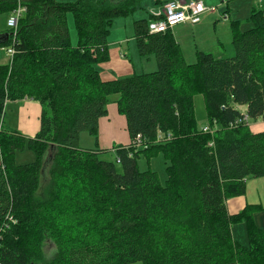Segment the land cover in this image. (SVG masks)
Instances as JSON below:
<instances>
[{"label":"trees","instance_id":"obj_1","mask_svg":"<svg viewBox=\"0 0 264 264\" xmlns=\"http://www.w3.org/2000/svg\"><path fill=\"white\" fill-rule=\"evenodd\" d=\"M143 1L0 0V14L18 17L0 31L8 57L0 64V264H264L256 217L264 204L233 212L227 202L264 177V129L250 123L264 120V0H246L243 28L231 5L239 0H227L234 53L197 49L192 63L175 26L151 31L166 2L153 0L162 12L136 19L134 37L158 68L109 75L114 21ZM112 94L131 137L115 146L117 160L102 158L110 149L99 146ZM198 94L208 130L198 124ZM22 100L42 105L34 136L5 127L7 103ZM84 132L97 146H81ZM138 137L144 145L133 146ZM27 148L35 160L19 163ZM160 153L165 181L139 167ZM237 223L247 243L236 238Z\"/></svg>","mask_w":264,"mask_h":264},{"label":"rangeland","instance_id":"obj_2","mask_svg":"<svg viewBox=\"0 0 264 264\" xmlns=\"http://www.w3.org/2000/svg\"><path fill=\"white\" fill-rule=\"evenodd\" d=\"M65 1V0H61ZM69 1V0H68ZM190 1V0H189ZM226 1H215L214 3H210V0H205L206 5L215 7V10H211L202 14V21L196 25L190 23H180L177 24L174 28L175 33H179V40L183 46L185 51V58L188 62H195L197 59L196 50H205L211 52L215 57H227L231 56L234 53V46L232 44V32H231V24L229 20H226L222 16L224 15V9L226 8ZM232 6L238 9L237 17L240 18V15L245 13V9L251 5V3L247 6L246 0H239L235 5L231 2ZM162 12V8L157 6L153 0H145L142 2V6L139 7L134 14L125 17H118L115 19L114 24L111 28V33L109 36V47L111 51V62L114 61L115 56L112 55V49L118 47L120 53H125L128 55L127 59L129 62H135V70L137 72H150L154 71L158 68L157 61L155 55L140 56L136 46L135 40V26L134 21L139 18L149 17L152 13H160ZM234 15V13H233ZM9 14H0V31H4L10 26L8 25ZM233 19V18H232ZM242 20V28L246 26V19ZM70 29L72 31V38L77 40V30L74 25L73 15H69ZM118 38H125L124 41L119 40ZM130 40V42H128ZM75 41L74 44H76ZM122 43V46L120 45ZM129 43V44H128ZM6 51L3 48H0V64L8 61V57L6 55ZM134 69V66L132 64ZM134 74V71L130 73H124L121 76ZM120 94H112L110 96V102L108 104V108L110 114L105 116L104 124L111 123L114 126V129H110L107 125L102 127L100 137L102 139L99 141V146H103L102 144H109L110 150L105 151L101 154V157L108 160H117L116 149L113 148L120 142H125V140L129 137L130 133L127 126V119L124 114H121L117 110V100L119 99ZM23 101H10L6 105V113H5V127L14 128L24 133L20 125L27 126L28 124L20 123V115L21 108L23 106ZM39 103V102H38ZM40 104V114L39 121L41 122L40 115L42 112V105ZM196 104V112H197V120L199 126L204 128L208 124L207 112L205 107V100L203 94H198L195 97ZM264 121V120H261ZM252 129L254 131H259V129L255 125V121L251 119ZM40 127L35 131L34 134H27V136H34ZM26 134V133H24ZM123 137H127L125 140ZM115 140H117V144L115 145ZM115 145V146H114ZM81 146L83 147H95L96 140L95 138L87 132L81 134ZM104 147H106L104 145ZM19 163H26L35 160L36 155L35 152L30 149H25L23 151L18 152ZM49 156V154H48ZM2 162L1 152H0V163ZM118 164L119 169H121L120 164ZM47 164H45V171H47ZM139 167L142 170L147 168L154 169L158 171L160 178L162 181L166 179L165 172V159L162 156V153L148 160L146 157L142 156L139 159ZM44 171V172H45ZM255 180L254 182H250L247 188L248 200H254L255 198L264 204V177L253 178L251 177L249 181ZM257 222L264 228V211L260 212L256 215ZM234 234L236 238L243 243L248 242L247 231L244 223H237L234 226ZM54 247L49 244L47 247L49 255H51L54 251ZM139 264V263H134Z\"/></svg>","mask_w":264,"mask_h":264},{"label":"crops","instance_id":"obj_3","mask_svg":"<svg viewBox=\"0 0 264 264\" xmlns=\"http://www.w3.org/2000/svg\"><path fill=\"white\" fill-rule=\"evenodd\" d=\"M215 1H222V0H210V3H214ZM205 2V0H204ZM206 3V2H205ZM175 29V28H174ZM176 36L179 37V33H176ZM121 41H124L125 38H118ZM74 40V39H73ZM76 41V40H74ZM128 42H130V40H128ZM129 44V43H128ZM122 46V43L120 44ZM112 55L115 56L114 61H110L103 69L104 71H106V73H108L109 75H116V76H121L124 73H130L133 70H135V62H132L134 69L132 67L131 62H129L127 60L128 55L125 53H120V50L118 47L112 49ZM23 101V106L21 108V115H20V123H25L28 124L27 126L25 125H20L19 128H21V130L26 133L25 135L29 134H34L35 131H37V129L40 127V121H39V114H40V104L38 102L35 101H30V100H22ZM110 114V111H109ZM105 119L102 118L101 119V130L102 127L107 125L110 129H114L113 124L111 123V121H109V123L104 124ZM255 125L259 128V129H264V121L258 120L257 122H255ZM19 131V130H18ZM101 133V131H100ZM119 136H122L119 134ZM124 140L127 137H123ZM100 139H102V136L100 137ZM131 141V137L129 135V137L125 140V142H120V144H128ZM115 145L117 144V140H115ZM103 148H109V144H102ZM104 145L106 147H104ZM114 145V146H115ZM119 145V144H117ZM115 148V147H113ZM110 149V148H109ZM50 157V154L48 156ZM48 158V159H49ZM255 180H251L247 183V188H248V184L251 182H254ZM228 206L230 208L231 211L235 212L239 209H241L244 204H246V202H259V200H257L256 198L254 200H248V195L247 192L245 195L242 196H237L234 198H230L228 201Z\"/></svg>","mask_w":264,"mask_h":264},{"label":"built area","instance_id":"obj_4","mask_svg":"<svg viewBox=\"0 0 264 264\" xmlns=\"http://www.w3.org/2000/svg\"><path fill=\"white\" fill-rule=\"evenodd\" d=\"M215 7H210L203 0H166L163 7L164 17L150 23L152 32H163L180 23H199L202 20V14ZM226 16V15H225ZM11 27L16 26L18 17L12 15L9 19ZM133 146H142L144 141L141 138H135L132 142Z\"/></svg>","mask_w":264,"mask_h":264},{"label":"bare ground","instance_id":"obj_5","mask_svg":"<svg viewBox=\"0 0 264 264\" xmlns=\"http://www.w3.org/2000/svg\"><path fill=\"white\" fill-rule=\"evenodd\" d=\"M109 98H110V97H109ZM239 124H240V123H239ZM209 127H210L209 125L205 126V127H204V130H208ZM13 131H14V130H13ZM17 131H18V130H17ZM0 132H1V131H0Z\"/></svg>","mask_w":264,"mask_h":264}]
</instances>
